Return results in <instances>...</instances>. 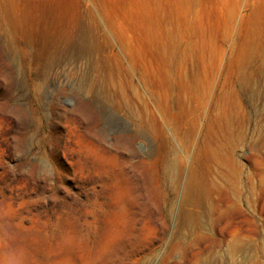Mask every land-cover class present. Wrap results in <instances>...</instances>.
<instances>
[{
    "label": "rangeland",
    "instance_id": "1",
    "mask_svg": "<svg viewBox=\"0 0 264 264\" xmlns=\"http://www.w3.org/2000/svg\"><path fill=\"white\" fill-rule=\"evenodd\" d=\"M145 2L0 0V26L7 12L21 20L12 47L0 30V264L60 259L65 237L72 264H102L85 251L87 203L100 199L88 146L142 156L161 137L177 149L174 134L190 148L202 125L246 136L243 149L229 144L232 165L245 167V213L237 203L223 215L212 248L185 220L152 222L148 247L116 262L241 264L230 241L243 237L244 264H264V0H165L166 35L155 28L154 41L139 28Z\"/></svg>",
    "mask_w": 264,
    "mask_h": 264
},
{
    "label": "bare ground",
    "instance_id": "2",
    "mask_svg": "<svg viewBox=\"0 0 264 264\" xmlns=\"http://www.w3.org/2000/svg\"><path fill=\"white\" fill-rule=\"evenodd\" d=\"M175 5L180 23V6ZM142 17L139 16V22L143 20L139 28L145 41L147 38L154 41L151 34L155 28L163 37L167 17L165 0H146ZM20 23L19 17L10 12L5 14L0 30L8 47L15 43ZM45 38L47 42L52 40L49 34ZM90 39L85 31L78 43L80 52L89 53ZM86 78L83 74V83ZM232 138L241 149L244 148L246 136L242 130L232 132L221 126L218 131L210 133L209 127L203 125L197 128L190 148L178 144L174 134L177 149L161 137L157 148L147 150L142 156L134 150L123 153L115 148L89 145L86 151L89 183L93 172L100 175V199L95 207L88 200L85 219V251L91 252L93 262L123 264L121 260L117 263V259L137 243L144 242L148 247L145 229L158 220L164 230L174 218L176 221L185 220L188 229L203 243H209L207 247L212 248V242H221L217 227L223 215L235 209L237 203L239 212L245 213V167L240 163L232 165L229 152ZM177 154L186 159L183 175ZM230 243L232 250H238L241 264H244L245 239L235 237ZM58 249L62 252L60 259L42 264H72L71 255L77 250L73 240L65 237L58 243Z\"/></svg>",
    "mask_w": 264,
    "mask_h": 264
}]
</instances>
